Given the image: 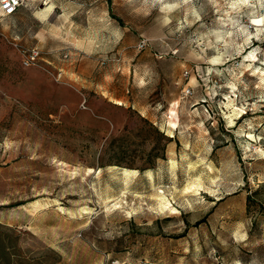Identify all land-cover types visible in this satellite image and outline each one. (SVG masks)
<instances>
[{
  "label": "rangeland",
  "instance_id": "obj_1",
  "mask_svg": "<svg viewBox=\"0 0 264 264\" xmlns=\"http://www.w3.org/2000/svg\"><path fill=\"white\" fill-rule=\"evenodd\" d=\"M0 264H264V0L0 18Z\"/></svg>",
  "mask_w": 264,
  "mask_h": 264
},
{
  "label": "built area",
  "instance_id": "obj_2",
  "mask_svg": "<svg viewBox=\"0 0 264 264\" xmlns=\"http://www.w3.org/2000/svg\"><path fill=\"white\" fill-rule=\"evenodd\" d=\"M30 0H0V18L15 15L22 7L28 5ZM37 52H31L30 59H34Z\"/></svg>",
  "mask_w": 264,
  "mask_h": 264
},
{
  "label": "bare ground",
  "instance_id": "obj_3",
  "mask_svg": "<svg viewBox=\"0 0 264 264\" xmlns=\"http://www.w3.org/2000/svg\"><path fill=\"white\" fill-rule=\"evenodd\" d=\"M255 21H256L257 23L261 22L259 19H258V20H255ZM257 23H256V24H257ZM115 103H116L117 105L120 104L119 102H115ZM165 204H167V203H165ZM168 205H169V204H168Z\"/></svg>",
  "mask_w": 264,
  "mask_h": 264
}]
</instances>
